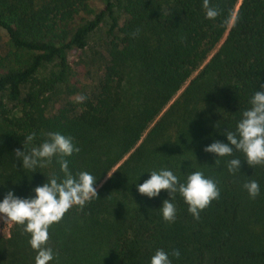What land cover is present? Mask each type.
I'll return each mask as SVG.
<instances>
[{
    "label": "trees",
    "instance_id": "16d2710c",
    "mask_svg": "<svg viewBox=\"0 0 264 264\" xmlns=\"http://www.w3.org/2000/svg\"><path fill=\"white\" fill-rule=\"evenodd\" d=\"M100 2L0 0V29L13 48L0 53V201L8 191L34 197L50 177L64 179L59 157L32 172L14 155L30 132L32 146L59 132L80 149L64 157L70 173L96 177L98 198L49 228V264H150L159 249L172 264H264V165L248 166L238 151L218 158L204 151L227 143L224 132L235 130L264 84V0H210L220 12L214 20L205 18L203 0ZM106 19L99 75L89 84L90 72L69 58ZM50 64L57 70L39 77ZM56 93L62 100L49 114ZM78 95L86 100L76 102ZM233 158L242 160L235 174L227 169ZM162 169L180 182L203 172L217 182L219 199L196 220L176 193V219L165 222L168 191L153 198L137 191ZM253 179L255 199L242 187ZM21 228L0 238V264H35Z\"/></svg>",
    "mask_w": 264,
    "mask_h": 264
},
{
    "label": "clouds",
    "instance_id": "9594fccd",
    "mask_svg": "<svg viewBox=\"0 0 264 264\" xmlns=\"http://www.w3.org/2000/svg\"><path fill=\"white\" fill-rule=\"evenodd\" d=\"M202 7L206 19H216L220 12L210 5V0H203ZM235 21H233L234 26ZM139 34V29L132 33L133 37ZM249 100L250 108L241 113L234 131H225L223 135L227 143L214 141L204 148L207 153L218 157L232 156L234 151L241 152L248 166L264 165V84L260 85ZM86 96L78 95L76 102L83 103ZM48 139L38 146H32L36 139L35 132H30L24 140L23 150L16 149L14 155L21 161V167L35 171L37 166L48 167L53 157H59L57 163L64 179L59 181L55 176L48 179L42 186L32 191L34 197L19 198L8 191L0 201V222L21 225L22 234L30 238L27 243L36 252L35 264H49L54 259L51 247H48L49 228L59 223L64 215L73 206L83 209L87 202L97 197L94 186L96 177L87 171H81L73 176L68 169V161L64 157L79 152L69 136L59 132L47 133ZM215 163L219 164V159ZM241 159L233 158L227 162L229 173L235 174L240 170ZM108 175V174H107ZM112 175V174H111ZM111 175H108L109 177ZM248 196L255 199L260 194V186L256 180H248L242 185ZM161 190H166L170 198L162 202L160 211L165 222H174L176 219V206L171 200L178 193L187 204V211L194 219L199 220L200 212L210 206L213 200L220 197L217 182L205 177L203 172L195 171L186 177L185 182L170 170L151 171L150 178L137 186V191L148 198L156 197ZM172 255L179 258V251L174 250ZM150 264H172L169 254L159 249L151 257Z\"/></svg>",
    "mask_w": 264,
    "mask_h": 264
},
{
    "label": "rangeland",
    "instance_id": "374dc122",
    "mask_svg": "<svg viewBox=\"0 0 264 264\" xmlns=\"http://www.w3.org/2000/svg\"><path fill=\"white\" fill-rule=\"evenodd\" d=\"M96 7H101L100 0H93ZM115 13L120 17L123 18V15L121 14L118 9H115ZM110 21L106 19L98 29H96L88 38V44L85 50L83 51H74L70 55V62L72 65H77L83 67V69L88 70L90 72V76H88V83L92 84L93 81H95L99 75V65L101 63L102 57L101 53L103 50L104 42L106 41L107 36L105 35L106 29L109 26ZM9 50H13L11 47L9 40L7 38V34L3 29H0V53L1 55H5ZM57 70V67L54 64L46 65L44 68L41 69L38 76L39 77H47L52 72H55ZM181 92V91H180ZM179 92V93H180ZM50 99L48 101L47 106V113H53L55 109L58 107L62 100V94L56 93V94H50L48 96ZM114 170V169H113ZM112 174L109 173L108 175ZM107 176L105 180L108 178ZM103 180V182H105ZM102 182V183H103ZM14 223H2L0 222V238H7L10 237L12 228Z\"/></svg>",
    "mask_w": 264,
    "mask_h": 264
}]
</instances>
